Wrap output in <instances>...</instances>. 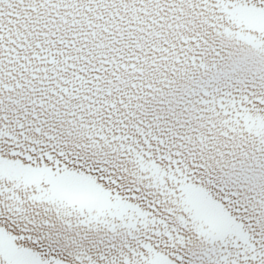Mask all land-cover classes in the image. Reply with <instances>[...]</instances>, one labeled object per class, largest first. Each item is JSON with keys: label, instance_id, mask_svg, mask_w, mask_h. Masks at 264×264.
<instances>
[{"label": "snow or ice", "instance_id": "obj_1", "mask_svg": "<svg viewBox=\"0 0 264 264\" xmlns=\"http://www.w3.org/2000/svg\"><path fill=\"white\" fill-rule=\"evenodd\" d=\"M0 264H264V0H0Z\"/></svg>", "mask_w": 264, "mask_h": 264}]
</instances>
